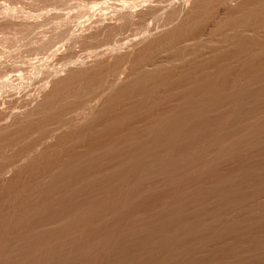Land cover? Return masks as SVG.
Returning <instances> with one entry per match:
<instances>
[{
    "label": "rangeland",
    "instance_id": "374dc122",
    "mask_svg": "<svg viewBox=\"0 0 264 264\" xmlns=\"http://www.w3.org/2000/svg\"><path fill=\"white\" fill-rule=\"evenodd\" d=\"M0 264H264V0H0Z\"/></svg>",
    "mask_w": 264,
    "mask_h": 264
},
{
    "label": "bare ground",
    "instance_id": "6f19581e",
    "mask_svg": "<svg viewBox=\"0 0 264 264\" xmlns=\"http://www.w3.org/2000/svg\"><path fill=\"white\" fill-rule=\"evenodd\" d=\"M132 12H134V11H132ZM120 14V13H119ZM131 14V13H130ZM118 17V16H117ZM128 17H130V16H128ZM120 19V18H119Z\"/></svg>",
    "mask_w": 264,
    "mask_h": 264
}]
</instances>
